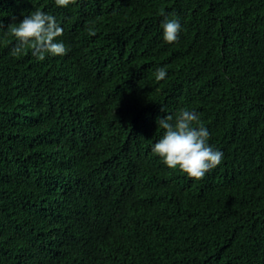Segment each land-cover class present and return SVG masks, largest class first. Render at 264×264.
I'll return each mask as SVG.
<instances>
[{
	"label": "trees",
	"instance_id": "obj_1",
	"mask_svg": "<svg viewBox=\"0 0 264 264\" xmlns=\"http://www.w3.org/2000/svg\"><path fill=\"white\" fill-rule=\"evenodd\" d=\"M36 9L70 50L0 32V264H264V0H0V23ZM182 108L224 153L201 181L151 151Z\"/></svg>",
	"mask_w": 264,
	"mask_h": 264
},
{
	"label": "clouds",
	"instance_id": "obj_2",
	"mask_svg": "<svg viewBox=\"0 0 264 264\" xmlns=\"http://www.w3.org/2000/svg\"><path fill=\"white\" fill-rule=\"evenodd\" d=\"M75 0H54L56 7L67 8ZM2 15V14H0ZM162 40L167 44L179 42L182 23L179 16L171 14L161 21ZM0 32L11 34L16 43L10 55L18 57L27 50L43 61L48 57H63L69 46L61 37L64 28L57 18L39 9L23 16L19 23L11 24L7 30L0 23ZM166 67H158L154 73L156 81L167 77ZM162 130L160 138L151 146V151L168 169L178 170L193 181L203 180L224 160V153L210 144L211 133L200 118V114L190 108H182L173 117L166 115L157 121Z\"/></svg>",
	"mask_w": 264,
	"mask_h": 264
}]
</instances>
